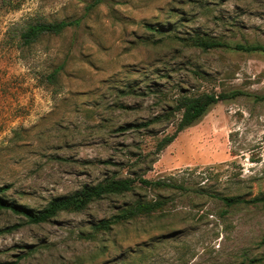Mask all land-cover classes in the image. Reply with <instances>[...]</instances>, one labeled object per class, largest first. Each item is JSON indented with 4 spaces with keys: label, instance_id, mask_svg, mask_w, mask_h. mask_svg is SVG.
I'll use <instances>...</instances> for the list:
<instances>
[{
    "label": "rangeland",
    "instance_id": "rangeland-1",
    "mask_svg": "<svg viewBox=\"0 0 264 264\" xmlns=\"http://www.w3.org/2000/svg\"><path fill=\"white\" fill-rule=\"evenodd\" d=\"M73 21L23 44L36 22ZM150 23L160 31L145 27ZM194 34L264 45V0H0V186L39 209L106 177L182 184L24 224L0 210V264H264V52L202 50ZM242 93L175 130L181 95ZM161 119L146 128L130 124ZM155 212L93 227L126 203ZM243 200L226 204L221 197ZM253 200V201H251Z\"/></svg>",
    "mask_w": 264,
    "mask_h": 264
},
{
    "label": "trees",
    "instance_id": "trees-1",
    "mask_svg": "<svg viewBox=\"0 0 264 264\" xmlns=\"http://www.w3.org/2000/svg\"><path fill=\"white\" fill-rule=\"evenodd\" d=\"M73 21H51V22H36L27 25V27L20 33V40L23 44H30L36 41L41 35L44 34H60L66 27L72 25ZM145 27L152 31H162L161 28L154 27L150 23H146ZM188 44L198 47L202 50L213 48H232L235 50L252 52H264V45L260 43L244 44L235 43L233 45L217 40L213 37H204L200 34H194L187 39ZM242 92L233 90L228 93L215 94L213 92H205L199 95H181L176 99L174 111L180 113V117L176 123L175 130L171 134H165L156 143L154 152L158 154L164 147L169 145L177 136L178 132L184 128L192 125L200 119L207 111V109L220 100L234 97ZM259 100H264V95L258 97ZM161 116H155L145 122L138 124H130L135 128H146L155 122L159 121ZM136 182L141 185L152 188H175L184 190L182 184L174 183L169 180L156 179L150 180L144 177H118L110 176L103 180L84 184L80 188L60 196L52 197L43 207L35 209L17 202L14 199L7 197V190L9 185L0 186V210L9 211L18 216L19 223L6 227L4 231L21 226L24 224H41L55 218L60 212H80L87 208V206L96 200L102 199L111 195H123L129 191H133L136 187ZM221 199L228 205L243 201L236 196L226 197L222 196ZM253 200L264 202V194L256 197ZM251 200V201H253ZM167 203V198L159 196L156 199L146 200L137 198L133 202L126 203L120 207L115 213L108 218H103L93 224L97 230H108L112 225L118 222L133 219L139 215H147L163 208ZM258 258H252L248 263L238 262L236 264H258Z\"/></svg>",
    "mask_w": 264,
    "mask_h": 264
}]
</instances>
